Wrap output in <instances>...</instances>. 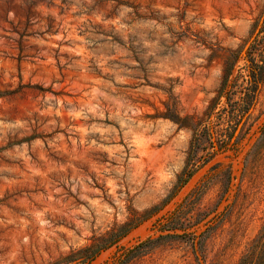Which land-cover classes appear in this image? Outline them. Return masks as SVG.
Instances as JSON below:
<instances>
[{
    "label": "rangeland",
    "instance_id": "rangeland-1",
    "mask_svg": "<svg viewBox=\"0 0 264 264\" xmlns=\"http://www.w3.org/2000/svg\"><path fill=\"white\" fill-rule=\"evenodd\" d=\"M117 1L0 0V264H64L138 219L86 264H264V83L240 142L205 164L200 147L164 203L193 136L169 114L226 128V97L210 107L232 52L264 42V0H129L161 18L131 27ZM169 23L186 32L175 44ZM111 24L153 57L147 74L104 40ZM170 220L181 227L163 229Z\"/></svg>",
    "mask_w": 264,
    "mask_h": 264
},
{
    "label": "trees",
    "instance_id": "trees-1",
    "mask_svg": "<svg viewBox=\"0 0 264 264\" xmlns=\"http://www.w3.org/2000/svg\"><path fill=\"white\" fill-rule=\"evenodd\" d=\"M115 10L124 9L126 10V15L122 18V23H126L128 26H136L146 22H155L161 21L160 16L158 15V10H155L151 5L146 4L142 5L141 3H135L129 0H118L114 4ZM118 12H111L106 16L108 19H114L117 17ZM181 21V20H180ZM170 24V31L174 35H178L176 40L171 39L172 44L180 41V37L186 32L175 33L172 30V23ZM262 25L261 28H258V32H263L264 36V8L261 12L259 19L254 24L253 31H256L258 25ZM116 25L111 24L110 29H102L99 33L104 36V40L110 44L117 45L123 50L129 52L131 59L136 60L139 65L137 68L141 69L144 74H147L146 65L148 62L152 61L153 57L150 56L147 61L142 58V53L145 52V49L142 47V43L139 42L135 44L137 40L136 36L132 33H128L127 39H122L117 33H114ZM188 30V28H187ZM253 40L248 41V43L241 49L232 52V60H226V65L224 68L223 79L219 87L218 96L214 99V104L211 105V109L214 110L217 106L216 103L220 100L222 96L226 97L225 105L222 108V111H226L228 116V121L224 122L221 119H217L220 124L227 123L226 128H220L215 125V120L206 119L205 117L200 116H186L180 117L177 115L169 114V117L179 124L180 127H190L193 130V136L191 140L190 151L188 155V160L177 177V181L174 185L172 192L164 200L166 203L170 198L175 196L177 192L185 186L192 176L198 171L201 164L199 161L202 159L197 157V151L200 147L206 150L210 155V158H204V164L214 158L217 152L221 149L230 148V145H236L240 142L242 137L247 133L249 127H246L249 124V121L252 117V111L255 108L261 91V87L264 83V42L260 44L261 46L254 48ZM245 55V64L238 69L237 74L231 79L235 63L241 57ZM170 92L171 98L172 88L167 89ZM225 119V117H223ZM226 129V132L223 134V131ZM223 163L218 162V165ZM231 175V168H230ZM162 207L155 206L152 209L148 210L146 217L151 216L152 214L157 213ZM148 215V216H147ZM141 219L136 220L134 223H125L116 231H111L107 236H102L98 238L96 244L88 245L80 249L81 255L79 256H69L64 259V264L68 261L76 260V264H86L95 259L103 250H106L119 242L123 237H125L133 228H135ZM176 222L170 220L163 223V229H176L181 226H177ZM169 235H178V234H164L162 236ZM264 236V235H263ZM263 237H261L262 239ZM259 240L258 244H261L264 238ZM79 251V252H80ZM242 264H249V257L242 260Z\"/></svg>",
    "mask_w": 264,
    "mask_h": 264
}]
</instances>
